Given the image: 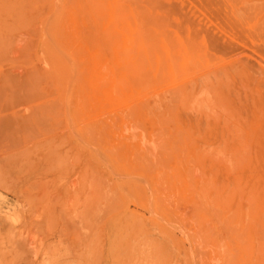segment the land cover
Wrapping results in <instances>:
<instances>
[{"label":"rangeland","instance_id":"374dc122","mask_svg":"<svg viewBox=\"0 0 264 264\" xmlns=\"http://www.w3.org/2000/svg\"><path fill=\"white\" fill-rule=\"evenodd\" d=\"M66 1L0 0V264H264V0Z\"/></svg>","mask_w":264,"mask_h":264},{"label":"bare ground","instance_id":"6f19581e","mask_svg":"<svg viewBox=\"0 0 264 264\" xmlns=\"http://www.w3.org/2000/svg\"><path fill=\"white\" fill-rule=\"evenodd\" d=\"M65 1H66V0H65ZM68 1H69V0H68ZM119 1H120V0H118V2H119ZM123 1H124V0H123ZM135 1H136V0H135ZM66 2H67V1H66ZM102 2H103V1H102ZM70 3H71V2H70ZM133 3H134V2H133ZM65 4H67V3H65ZM65 4H64V5H65ZM104 4H105V3H104ZM129 4H130V2H129ZM151 4H152V3H151ZM131 5H132V3H131ZM133 5H134V4H133ZM135 5H136V4H135ZM96 6H99V7H100L101 5H96ZM102 6H103V4H102ZM92 7H93V6H92ZM134 7L136 8V6H134ZM137 7H138V6H137ZM147 7H148V5H147ZM84 8H85V7H84ZM89 8H90V7H89ZM102 8H103V7H102ZM148 8H150V7H148ZM154 8H155V7H154ZM91 9H92V8H91ZM121 9H122V8H121ZM136 10H137V9H136ZM53 11H54V10H53ZM93 11H94V10H93ZM96 11H97V9H96ZM122 11L124 12V11H126V10L123 9ZM151 11H152V10H151ZM79 12H80V11H79ZM90 12H91V11H90ZM157 12H158V11H157ZM86 13H87V12H86ZM91 13H92V12H91ZM97 13H98V12H97ZM97 13H96V17H95L96 19H97ZM125 13H126V12H125ZM132 13H133V12H132ZM138 13H139V11H138ZM160 13H161V12L159 11V14H160ZM94 14H95V12H94ZM118 15H119V14H118ZM134 15H135V14H134ZM137 15H138V14H137ZM137 15H136V16H137ZM151 15H152V14H151ZM146 17H147V16H146ZM151 17H152V16H151ZM92 18H94V17H92ZM95 18H94V20H95ZM98 18H99V17H98ZM136 18H138V20H139L141 17H140V18H139V17H136ZM155 18H156V17H155ZM153 19H154V18H153ZM153 19H151V20H153ZM160 19H161V17H160ZM84 20H85V19H83V21H84ZM88 20H90V19L85 20V22L88 21ZM98 20H99V19H98ZM64 21H65V20H64ZM140 21H141L140 23H142L143 18H141ZM68 22H69V21H68ZM85 22H84V23H85ZM99 22H100V20H99L98 22H96V23H97L96 27L99 26V24H100ZM135 22H136V21H135ZM143 22H145V21H143ZM147 22H148V21H147ZM147 22H146V23H147ZM90 23H91V22H90ZM93 23H94V22H93ZM115 23L117 24L116 21H115ZM148 23H149V22H148ZM158 23H159V22H158ZM170 23H171V22H170ZM144 24H145V23H144ZM150 24L153 25L151 22L149 23V25H150ZM70 25L73 26L74 30L76 31V33H75V34H76V37L78 36L77 38L80 39L79 41H81V40L83 39V38H82V37H83V34H82V33H85V32H83V31H86V30H83V29H84V27H83V23L78 24V23L75 22V21H74V22L71 21V22H70ZM117 25H118V24H117ZM147 25H148V24H147ZM149 25H148V28H149ZM153 26H154V25H153ZM65 27H66V26H65ZM86 27H87V26H86ZM94 27H95V25H94ZM144 27H145V25H144ZM136 28L139 29V27H136ZM140 28H141V27H140ZM166 28H167V27H166ZM173 28H174V27H173ZM85 29H86V28H85ZM87 29H88V28H87ZM95 29H96V31H97V28H95ZM107 29H108V28H107ZM107 29H106V30H107ZM142 29H143V28H142ZM145 29H146V28H145ZM152 29H153V28H152ZM64 30H65V28H64ZM100 30H101V29H100ZM108 30H109V29H108ZM108 30H107V31H108ZM139 30H140V29H139ZM60 31H62V30H60ZM87 31H89V30H87ZM87 31H86L87 35H90V38H89V39H91V40L93 39V40H94L93 35H91L90 32H87ZM136 31H137V30H136ZM146 31H147V29H146ZM139 32H140V31H139ZM60 33H61V32H60ZM124 33H125V32H124ZM75 34H74V35H75ZM81 34H82V36H80ZM102 34H103V33H102ZM104 34H105V33H104ZM140 34H141V36L143 35L142 33H140ZM147 35H149V34H147ZM134 36H135V35H134ZM143 36H145V35H143ZM143 36H142V37H143ZM152 36H153V35H152ZM65 37H66V36H65ZM74 37H75V36H74ZM76 37H75V38H76ZM91 37H92V38H91ZM111 38H112V37H111ZM116 38H117V37H116ZM145 38H147V36H146ZM150 38H151V37H150ZM61 39H62V38H60L59 40L62 41L63 39H62V40H61ZM86 39H87V38L84 36V40H83V41H84L85 43L87 42V44H89L88 41H85ZM106 39H109V38H105V40H106ZM93 40H92V41H93ZM149 40H150V39H149ZM107 41H108V40H107ZM146 41H148V38L146 39ZM150 41L152 42V40H150ZM168 41L170 42V40H168ZM185 41H186V40H185ZM185 41H184V42H185ZM62 42H63V41H62ZM81 42H82V41H81ZM90 42H91V41H90ZM94 42H95V41H94ZM94 42H93V43H94ZM151 42H148V44H152ZM63 43H64V42H63ZM82 43H83V42H82ZM157 43H158V42H157ZM75 44H76V43H75ZM87 44H86V45H87ZM110 44H111V43H110ZM145 44H146V42H145ZM148 44H147V45H148ZM154 44H155V43H154ZM168 44H169V43H168ZM168 44H167V45H168ZM172 44H173V43H172ZM90 45H91V44H90ZM108 45H109V44H108ZM150 46L152 47V45H150ZM69 47H70V46H69ZM69 47H68V48H69ZM93 47H95V46H93ZM108 47H109V46H108ZM148 47H149V45H148ZM170 47H171V46H170ZM90 48H91V47H90ZM90 48H89V49H90ZM100 48H101V47H100ZM175 48H176V46L174 45V49H175ZM55 49H56V48H55ZM95 49H96V48H95ZM115 49H116V48H115ZM117 49H118V48H117ZM147 49H148V48H147ZM100 50H101V49H100ZM188 50H190V49H188ZM86 51H89V50L87 49ZM140 51H141V50H140ZM72 52H73V51H72ZM59 53H60V52H59ZM73 53H74V52H73ZM146 53H147V52H146ZM69 54H70V53H69ZM71 54H72V53H71ZM149 54H150V53H149ZM62 55H63V54H62ZM102 55H103V54H102ZM63 56H64V55H63ZM102 57H103V56H102ZM124 57H125V56H124ZM140 57H142V55H141ZM169 57H170V56H169ZM137 58H139V57H137ZM109 59H110V58H109ZM139 59H140V58H139ZM67 61H68V60H67ZM161 61H162V59L160 60V62H161ZM150 62H151V60H150ZM120 63H121V62H120ZM122 63H123V62H122ZM137 63H138V62H136V64H137ZM139 63H141V62H139ZM161 63L163 64V62H161ZM139 65H140V67H143L145 64L142 63V64H139ZM141 65H142V66H141ZM123 66H124V65H123ZM126 66H127V65H126ZM126 66H124V67L127 68ZM120 67H121V66H120ZM125 68H124V69H125ZM161 68H162V67H161ZM161 68H160V69H161ZM75 69H76V68H75ZM83 69H84V68H83ZM100 69H101L102 72H103V69L106 70V68H103V67L100 68ZM133 69H135V68H133ZM160 69H159V70H160ZM162 69H163V68H162ZM92 70H93V69H92ZM105 70H104V71H105ZM136 70L139 71V70L137 69V67H136ZM136 70H135V71H136ZM74 71L76 72V70H74ZM140 71L142 72V70H140ZM75 72H74V73H75ZM114 72H115V70H114ZM117 72H118V71H117ZM126 72H128V68H127V71H126ZM128 73L131 74V73H133V72H130V70H129ZM136 73L138 74L139 72H136ZM124 74L126 75V73H124ZM134 74H135V72H134ZM134 74H131V75L133 76ZM139 75H140V77H141V74H139ZM139 75H138V77H139ZM74 77H75V79H76V76H74ZM125 77H127V75H126ZM133 77H134V76H133ZM135 77L137 78V75H136ZM135 77H134V78H135ZM143 77H144V76H143ZM144 78H145V77H144ZM126 79H127V78H126ZM138 79H139V78H138ZM138 79H137V80H138ZM120 80H122V79H120ZM128 80H129V79H128ZM143 80H144V79H143ZM132 81H133V79H132ZM140 81H141V80H140ZM147 81H148V80H147ZM74 82H76V81H74ZM134 82H135V81H134ZM102 83H103V81L101 80V72H99V73H97V75H95V77H94V79H93V81H92V83H91V85H90V87H92V91H93V93H94V92L97 93V95H96V94H94V95H96V96L99 97V98H97V97L95 98L96 101H99L100 99H102L101 95L99 96V92H101V94H103L102 92H103V84H104V83H103V84H102ZM117 83H118V81H117ZM120 83H121V82H120ZM129 83L131 84L132 82H129ZM147 83H148V82H147ZM141 84H142V83H141ZM148 84H149V83H148ZM125 85H126V84H125ZM132 85H134V84H132ZM137 85H138L137 87H139V84H137ZM150 85H151V84H150ZM114 87H116V86H114ZM134 88H135V87H134ZM146 88H148V86H147ZM113 89H114V88H113ZM139 90H140V87H139ZM116 91H117V90H115V92H116ZM208 91H209V90H208ZM113 92H114V91H113ZM113 92H112V93H113ZM169 93H170V92H169ZM173 93H175V92L173 91ZM175 94H176V93H175ZM116 96H117V95H116ZM80 97H81V96H80ZM84 98H85V97H84ZM81 99H82V98H81ZM197 99H198V98H197ZM82 100H83V99H82ZM87 100H89V99H87ZM169 100H170V99H169ZM85 101H86V100H85ZM100 101H102V100H100ZM169 102H170V101H169ZM171 102H174V100H172ZM85 103H86V102H85ZM85 103H84V105H85ZM91 104H92V100H91ZM98 104H99V102H98ZM98 104H97V105H98ZM84 105H83V102H82V107H83ZM86 105H87V104H86ZM102 106H103V104H102ZM92 107H93V106H92ZM88 109H89V108H88ZM88 109H87V110H88ZM95 111H96V110H95ZM129 118H130V116H129ZM129 118H128V119H129ZM158 126H160V125H158ZM111 127H112V126H111ZM161 130H162V129H161ZM162 131H163V130H162ZM100 132H101V131H100ZM155 132H156V131H155ZM131 133H133V132H131ZM157 133H158V132H157ZM157 133H156V134H157ZM159 133H160V132H159ZM132 135H133V134H132ZM157 135H158V134H157ZM157 135H156V136H157ZM175 135H176V134H175ZM104 136H105V135H104ZM164 136H165V135H164ZM157 137H158V136H157ZM134 138H135V136H134ZM152 139H153V138H152ZM98 141H99V140H98ZM151 142H152V140H151ZM161 142H162V141H161ZM175 142H176V141H175ZM175 142H174V143H175ZM102 143H103V142H102ZM141 144H142V143H141ZM147 145H149V144H147ZM159 146H160V145H159ZM161 146H162V145H161ZM150 148H151V146H150ZM144 149H145V148H144ZM151 149H153V148H151ZM151 149H149V150H151ZM163 149H164V148H163ZM108 152H110V151H108ZM146 152H147V151H146ZM152 152H153V151H152ZM150 153H151V152H150ZM154 153H155V148H154ZM165 153H166V150H165ZM148 154H149V153H148ZM155 154H156V153H155ZM160 154H161V153H160ZM109 155H110V154H109ZM142 155H143V154H142ZM161 156H162V155H161ZM157 157H158V155H157ZM151 158H152V157H151ZM155 159H156V158H155ZM158 160H159V159H158ZM144 161H145V160H144ZM147 161L149 162V160H147ZM213 161H214V160H213ZM216 161H217V160H216ZM190 163H191V161H190ZM140 164H141V163H140ZM148 165H149V164H148ZM146 170H147V169H146ZM189 172H190V171H189ZM186 173H187V172H186ZM186 173H185V174H186ZM148 174H149V173H148ZM186 175H189V174H186ZM191 176H192V174H191ZM162 178H163V177H162ZM190 178H191V177H190ZM188 179H189V178H188ZM140 180H141V179H140ZM168 184H169V183H168ZM163 185H164V184H163ZM164 186H165V185H164ZM187 188H188V187H187ZM153 191H154V190H153ZM190 192H191V191H190ZM162 193H163V192H162ZM176 195H178L177 192H176ZM171 196H172V194H171ZM170 198H171V197H170ZM162 199H163V198H162ZM194 199H195V198H194ZM194 199H193V200H194ZM197 199H198V198H197ZM157 200H158V199H156V201H157ZM197 201H198V200H197ZM159 202H160V199H159ZM185 203H186V202H185ZM193 203H194V202H193ZM183 204H184V202H183ZM195 204H196V203H195ZM195 204H194V205H195ZM181 205H182V204H181ZM196 205H197V204H196ZM192 206H193V205H192ZM176 209H177V208H176ZM195 209H196V208H195ZM193 210H194V207H193ZM196 213H198V212H196ZM152 214H153V213H152ZM190 214H191V213H190ZM196 216H197V215H196ZM192 218H193V217H192ZM159 219H160V218H159ZM199 219H200V218H199ZM200 220H201V219H200ZM192 222H193V220H192ZM201 222H202V221H200V223H201ZM203 222H204V220H203ZM205 222H206V221H205ZM205 222H204V223H205ZM208 222H209V221H208ZM198 224H199V222H198ZM206 224H207V222H206ZM193 225H194V224H193ZM200 225H201V224H200ZM198 226H199V225H198ZM199 227H200V226H199ZM206 227H207V226H206ZM202 228H203V227H202ZM201 230H202V229H201ZM198 231H199V229H198ZM207 231H208V229H207ZM205 232H206V230H205ZM198 235H200V234H198Z\"/></svg>","mask_w":264,"mask_h":264}]
</instances>
